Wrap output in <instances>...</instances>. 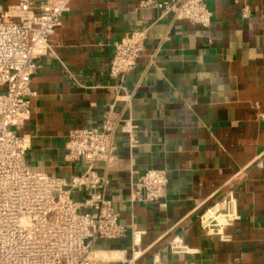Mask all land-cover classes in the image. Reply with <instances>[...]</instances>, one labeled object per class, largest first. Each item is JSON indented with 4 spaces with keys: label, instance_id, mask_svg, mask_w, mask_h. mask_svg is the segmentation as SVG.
Instances as JSON below:
<instances>
[{
    "label": "crops",
    "instance_id": "1",
    "mask_svg": "<svg viewBox=\"0 0 264 264\" xmlns=\"http://www.w3.org/2000/svg\"><path fill=\"white\" fill-rule=\"evenodd\" d=\"M32 1L39 12L45 0ZM140 2H71L50 39L52 54L38 60L32 77L31 117L16 129L29 144L26 163L67 181L82 175L88 164L66 159L68 136L101 128L114 105L137 129L133 141L116 135L110 166H95L127 230L95 244L102 264H264V0H205L213 13L209 28ZM145 25V49L123 82L132 95L127 109L116 100L119 81L109 67L116 42ZM148 170L167 172L166 195L135 201ZM228 195L236 200V221L224 237L210 235L199 218ZM73 196L81 202L85 193ZM135 231L142 232L137 247ZM176 238L183 240L180 251L172 248ZM137 248L142 255L133 261Z\"/></svg>",
    "mask_w": 264,
    "mask_h": 264
},
{
    "label": "built area",
    "instance_id": "2",
    "mask_svg": "<svg viewBox=\"0 0 264 264\" xmlns=\"http://www.w3.org/2000/svg\"><path fill=\"white\" fill-rule=\"evenodd\" d=\"M72 1L45 0L36 12L32 0L7 6L0 0V264H102L104 258L94 250L95 244L127 234L113 202L105 196V179L95 166L108 167L114 162L118 133L133 141L137 127L132 120L116 113L112 105L101 128L72 130L66 159L84 160L88 166L69 181L31 170L26 163L28 141L16 132L31 117V98L36 96L31 81L38 60L52 54L50 39ZM140 5L203 28L212 25L213 13L205 0H141ZM249 15L250 11L243 9L242 18ZM150 29L151 25L142 26L115 44L108 74L119 81L114 87L116 100L124 102L127 109L132 107V95L123 82L136 68ZM167 186L165 170H148L139 177L133 198L159 201ZM74 192H84L83 201H76ZM236 218V200L228 195L199 220L208 234L224 237ZM132 238L134 246H139L142 232H133ZM172 248L180 251L183 240L174 239ZM141 255L137 248L132 260ZM154 264L161 262L155 260Z\"/></svg>",
    "mask_w": 264,
    "mask_h": 264
}]
</instances>
